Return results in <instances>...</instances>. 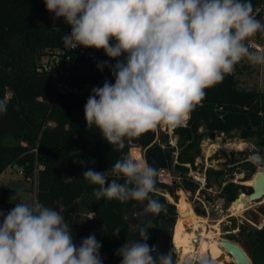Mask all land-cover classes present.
<instances>
[{
    "label": "clouds",
    "instance_id": "obj_1",
    "mask_svg": "<svg viewBox=\"0 0 264 264\" xmlns=\"http://www.w3.org/2000/svg\"><path fill=\"white\" fill-rule=\"evenodd\" d=\"M43 2L49 13L71 26L70 34L62 38L66 48L103 50L117 60L115 65L98 62V69H111L115 82L105 80L102 87L92 89L84 119L87 128L95 126L103 140L118 150L160 126H181L202 103L206 89L222 82L242 61L264 66V51L253 50L248 43L264 33L251 0ZM5 110L0 103V112ZM249 160L264 171V156L255 153ZM82 176L98 186L97 200L136 201L145 205L141 214L158 215L164 210L150 196L158 191L157 169L131 153L122 154L106 172L89 168ZM121 179L123 183L118 182ZM18 197V192L10 197V202L19 203L7 214L0 211V264H103L102 245L95 235L77 246L60 212ZM120 231L116 228L112 234L118 236ZM139 234V241L116 250L120 264H174L172 253L153 256L147 228ZM197 261L211 264L197 255L185 264Z\"/></svg>",
    "mask_w": 264,
    "mask_h": 264
},
{
    "label": "trees",
    "instance_id": "obj_2",
    "mask_svg": "<svg viewBox=\"0 0 264 264\" xmlns=\"http://www.w3.org/2000/svg\"><path fill=\"white\" fill-rule=\"evenodd\" d=\"M251 4L254 9L262 2L251 0ZM50 15L43 0H0V103L6 108L0 112V176L14 165L23 168L27 176L42 166L38 169L36 201L64 216L77 246L84 238L95 235L102 245L103 264H120L121 257L116 255V250L128 241H139L142 228L148 229L147 243L152 246L162 226L175 221V205L167 203L163 197L156 198L164 210L154 215L152 221L138 223L132 229L126 215L138 205L137 202L97 200L94 190L98 186L86 181L82 173L89 168L106 172L122 154L130 153L131 147L136 145L144 150L145 161L157 171L172 166L178 170L182 189L194 194L199 184L188 177V167L184 164L195 166L193 149L196 143L213 133L232 135L236 132L240 139L263 138L264 92L259 88H240L232 74L206 89L205 98L191 112L187 124L174 128L181 148L176 164L174 148H162L160 142H156V129L126 141L125 148L118 150L103 140L95 126L87 128L84 119V106L92 94L86 89L87 85L103 86L105 80L115 82L111 69H98V62L108 61L115 65L117 60L110 59L103 50H98L94 59L73 60L66 82L77 92L59 93L55 88L57 78H53L58 72H40L39 68L44 57L68 56L69 53H63L62 38L70 34L71 26L63 18L52 22ZM248 68L236 66L235 71L240 74ZM202 127L204 131L200 133ZM167 137V134L162 135L164 140ZM233 142L238 147L229 155L241 157L243 153L239 150H244L245 144L237 139ZM131 154L144 160L138 148H132ZM206 175V187L209 188L214 183L211 180L219 179L222 171L210 168ZM118 182L123 183V180ZM156 187L158 191L174 189L161 184L158 177ZM223 193L233 201L239 194V187L229 183ZM2 194L8 207L4 190ZM154 194H150L151 198ZM14 206L9 205V211ZM90 214L92 217L88 218ZM116 228L121 230L118 236L112 234ZM240 232L247 236L246 241L252 248L253 264L263 262L264 227L248 234L244 228Z\"/></svg>",
    "mask_w": 264,
    "mask_h": 264
},
{
    "label": "rangeland",
    "instance_id": "obj_3",
    "mask_svg": "<svg viewBox=\"0 0 264 264\" xmlns=\"http://www.w3.org/2000/svg\"><path fill=\"white\" fill-rule=\"evenodd\" d=\"M264 1V0H263ZM50 19L52 22H57L59 19H56L54 17V14L51 13ZM262 22V21H261ZM264 23V8H263V22ZM263 39H264V33H263ZM120 59H123L121 57ZM56 59L53 58V56L50 57H44L41 59V65L43 64H55ZM256 68H253V66H250L248 70L245 72L240 73V75L237 77L238 85L242 89H258L259 86L262 90H264V66H260L259 69V76L255 72ZM70 74V73H69ZM59 76L56 74L54 75V79L58 78ZM259 85V86H258ZM95 87H102L100 85H87L86 89L89 91H92ZM74 91L77 92V90L73 87ZM189 119V118H188ZM188 119L181 125L185 126L187 124ZM163 127L165 130H162ZM167 128V129H166ZM173 131V132H171ZM204 128L202 127L200 129V133H203ZM157 137L156 142H160L162 145V148H174L173 156H174V163H178V155L181 150L179 145V137L178 135L174 134L173 128L167 127V126H160L156 129ZM168 135V137L164 140L162 139V135ZM218 133L213 134H207L204 136L199 142L196 143V146L193 149V155L195 157V166H190L188 168V177H190L192 180L194 178L191 176V174H195L196 176H201L202 178L205 176L206 181L204 182V185L200 187L199 190L196 191V193L192 194L184 189H182V178L180 179V174L178 170H176L173 166L169 168L171 171V174L177 178V182L175 185L171 186L174 189H164L161 191L155 192L152 199H156L159 197H163L165 201L169 204L175 205V208L177 210V217L174 222L168 221L166 222L161 229V232L166 233L171 227H174L176 223L179 221V212L181 210V204L184 201L189 202L192 205V208L195 210H198L199 213L196 214L209 221L210 225L218 224L219 223L221 235L217 236L218 240H229L232 242H235L239 244L246 254L250 257V252L252 251V248H250V244L246 241L247 236L242 235L244 231L240 230L242 228L245 229V233H249L254 230H259L258 227H263L264 222L262 224H259V222H253V221H247L244 216L243 210L241 211H233L230 205H226L225 208L220 209L216 205L217 195L221 196L223 193L224 187L231 183L232 181L241 182L243 180H251L252 177L257 174L258 172H264L259 171L257 167L249 160V156L259 153L260 155L264 156V135L263 138H251V139H240L237 136V133L234 132L232 135H224L219 134L223 138L221 141L224 143L225 148H220L221 150H215L213 151L211 149V142H214V136ZM234 139L240 140L245 144L244 150H239L243 153L241 157H236L229 155L230 151L236 152V148L238 145L233 142ZM177 143V147H172L170 144L171 142ZM212 142V143H213ZM187 144V142H186ZM132 148H138L142 154V157L145 161L142 149L138 146H132ZM130 149V153H131ZM184 165H191V164H184ZM13 167V166H11ZM213 168L216 171L220 170L222 171V176L215 180H211V182H214L212 184H217L219 186L218 193L213 190V186L207 188L205 183H207V170ZM19 169V167H18ZM251 169H254L251 170ZM1 186L6 195V200L9 203L7 209L0 210L3 211L5 214L9 211V205H15L16 203H19L18 200L14 202H10V197L15 195V193H19L18 199L26 202V203H32L36 200L37 195V189L36 192L34 191V182H28L25 180L23 176H20L18 174L17 169H8L7 172L3 173V176L0 180ZM221 183V186L219 185ZM240 193V192H239ZM223 196V195H222ZM238 197V196H237ZM171 198V199H170ZM145 204L147 202H144ZM145 205L144 204H138L136 205L131 212L127 213L126 218L129 225H132L134 228L138 223L141 222H149L152 221L154 218V215L152 214H141L143 213ZM240 212V213H239ZM233 213V214H232ZM88 218H91L88 216ZM208 218V219H207ZM2 219V218H0ZM255 224V225H254ZM132 228V229H133ZM244 233V234H245ZM229 237H233L234 239H230ZM173 238V237H172ZM171 238V242H172ZM136 242L134 240L128 241V243ZM173 243V242H172ZM251 259V257H250ZM209 260V259H208ZM211 264H214L212 260H209ZM219 262L222 264H228L233 263L232 261L226 260V258L223 256L220 258ZM198 264V262H196ZM260 264H264V261Z\"/></svg>",
    "mask_w": 264,
    "mask_h": 264
},
{
    "label": "built area",
    "instance_id": "obj_4",
    "mask_svg": "<svg viewBox=\"0 0 264 264\" xmlns=\"http://www.w3.org/2000/svg\"><path fill=\"white\" fill-rule=\"evenodd\" d=\"M263 7L264 6L259 5L253 9V14L255 15L256 19H258L260 21H262ZM248 43H249V47L252 48L253 50L264 51V39L262 37V33H257V35L255 37L250 38ZM65 52L69 53L68 56L62 57L59 54L54 55L53 58L56 59L55 64H50V65L43 64L42 67L39 68L40 72H42V71L58 72L57 75L59 77L56 79L57 81L55 84V88L59 93L75 92L73 87L66 82V79H67V77L70 73V70L72 68V65H73V60H76L77 58H82V57L94 59L98 55V50H95L92 48H83V47H79V46L75 49H69V48H66L64 46V52L63 53H65ZM236 66H238V67H242V66L250 67V66H252V64L248 63L245 60ZM231 74L234 75L236 79L240 75V74H237V72L235 70ZM162 130H165V128L163 127ZM173 130H174V128H173ZM171 132H173V131H171ZM170 144L172 145V147H177V143L175 144V142L170 141ZM185 166L190 168L191 165H185ZM42 168H43L42 166H39L38 168L35 169L33 175H29V176L25 175L23 168L19 167V169H18V174L20 176H23L26 181H28V182L33 181L34 182V184H35L34 191L35 192L37 189L38 169H42ZM191 176L194 178L193 181H195L197 184H199V189H200V187L203 186L204 182L206 181L205 176L203 178L201 176H196L195 174H191ZM158 181L161 184H164L167 186H173V185H175V183H178L177 178L171 174V171L169 169H166V168L159 169ZM205 185H206V183H205ZM2 190L3 189H1V186H0V210H5V208L7 209V206L3 200ZM230 206H231V204H230ZM89 217H92V214H90ZM199 242H201L200 236L193 237L191 239V246L197 247ZM172 245H173L174 255H175V263L174 264H185V260L187 258L191 257L192 255L191 254H187L188 256L183 255V249L182 248H178L174 243H172ZM195 264H196V262H195Z\"/></svg>",
    "mask_w": 264,
    "mask_h": 264
},
{
    "label": "bare ground",
    "instance_id": "obj_5",
    "mask_svg": "<svg viewBox=\"0 0 264 264\" xmlns=\"http://www.w3.org/2000/svg\"><path fill=\"white\" fill-rule=\"evenodd\" d=\"M212 142L211 149L213 151L218 149L221 150L220 148L226 147L221 139H215L214 142ZM259 173L260 172H258L257 175ZM249 185H253V180L249 181ZM245 202L246 198L245 196H242L241 200L231 204L232 210L242 211L244 209ZM180 207L181 210L179 212V216L183 217H179L178 223L174 226V237L172 238V241L178 248L183 249V255L188 256L187 254H191L192 256H203L212 260L214 264H222L219 260L223 256L226 260L234 262L233 258L221 249L219 244L220 240L217 239V236L221 235L219 227V223L221 224V222L219 221L218 224L210 225L208 220L201 218L196 214L192 205L187 201L182 202ZM196 236L201 237V242H199L197 247H193L191 246V239Z\"/></svg>",
    "mask_w": 264,
    "mask_h": 264
},
{
    "label": "water",
    "instance_id": "obj_6",
    "mask_svg": "<svg viewBox=\"0 0 264 264\" xmlns=\"http://www.w3.org/2000/svg\"><path fill=\"white\" fill-rule=\"evenodd\" d=\"M219 134H216L214 136V139H217ZM253 185H252V193L246 195L244 193H240L236 199L228 203L225 196H219L216 200V205L222 209L225 208L226 205H230L232 203H235L239 200H241L242 196H245L246 202L244 209L248 207L250 203L256 202L257 200H260L264 197V172H260L258 175L255 174L252 177ZM212 188L214 191L218 193L219 186L217 184H212ZM129 225V224H128ZM130 228H133L132 225H129ZM174 232V227H171L169 229L168 234L165 233H159L155 239L154 244L151 247H154L155 251L152 253L153 256H159V255H168L169 253H172V260L175 263V255L172 250V244L170 243V238H172ZM221 249H223L227 255L233 258V263L228 264H253L250 257L246 254L244 249L237 243L229 241V240H220L219 241Z\"/></svg>",
    "mask_w": 264,
    "mask_h": 264
},
{
    "label": "flooded vegetation",
    "instance_id": "obj_7",
    "mask_svg": "<svg viewBox=\"0 0 264 264\" xmlns=\"http://www.w3.org/2000/svg\"><path fill=\"white\" fill-rule=\"evenodd\" d=\"M231 183H233L239 187L240 193H244V194L248 195V194L252 193V191H253L252 185H249V180L248 181L243 180L241 182H237L234 180ZM222 195L226 197L228 203L231 202L228 200L226 194L222 193ZM218 197H219V195H217V198ZM243 212H244L245 219L247 221H253L255 223L259 222V224H262L264 222V197L261 198L260 200H257L256 202L250 203L246 209H243ZM263 227H264V225H263ZM263 227H258V229L260 230ZM168 232H169V230H168ZM168 232H166L165 234H168ZM172 237H174V236H172ZM170 243L172 244L171 238H170ZM172 250L174 252L173 245H172Z\"/></svg>",
    "mask_w": 264,
    "mask_h": 264
},
{
    "label": "crops",
    "instance_id": "obj_8",
    "mask_svg": "<svg viewBox=\"0 0 264 264\" xmlns=\"http://www.w3.org/2000/svg\"><path fill=\"white\" fill-rule=\"evenodd\" d=\"M261 2H262V6H264V1L263 0H260ZM264 8V7H263ZM262 22H263V11H262ZM262 37H263V33H262ZM253 66V68H256L257 70H255V69H253V70H255V72L258 74V76H259V69H260V66L261 65H252ZM259 68V69H258ZM259 86V85H258ZM259 89L261 90V91H263L264 92V90H262L261 89V87L259 86ZM17 169V171H18V166L17 165H14L13 167H8L6 170H5V172H7V170L8 169ZM4 172V173H5ZM2 176H3V174L0 176V180H1V178H2ZM0 186H1V183H0ZM1 188H2V186H1ZM7 201V200H6Z\"/></svg>",
    "mask_w": 264,
    "mask_h": 264
}]
</instances>
